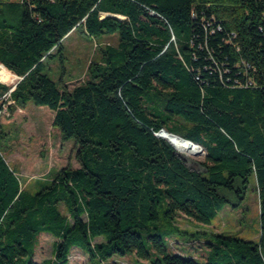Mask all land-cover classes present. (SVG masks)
Wrapping results in <instances>:
<instances>
[{"label": "trees", "instance_id": "obj_1", "mask_svg": "<svg viewBox=\"0 0 264 264\" xmlns=\"http://www.w3.org/2000/svg\"><path fill=\"white\" fill-rule=\"evenodd\" d=\"M79 29L118 44L101 47V61L69 89L46 60ZM0 63L22 77L13 91L0 82L1 110L9 101L11 111L53 110L80 163L31 190L0 142V264H39L42 233L56 239L43 264H69L74 247L93 264L129 254L200 264L167 245L199 234L202 264H264V0H0ZM163 128L200 144L205 170L157 136ZM253 182L258 241L177 226L178 213L211 224L226 193Z\"/></svg>", "mask_w": 264, "mask_h": 264}, {"label": "rangeland", "instance_id": "obj_2", "mask_svg": "<svg viewBox=\"0 0 264 264\" xmlns=\"http://www.w3.org/2000/svg\"><path fill=\"white\" fill-rule=\"evenodd\" d=\"M118 36H105L94 39L86 36L79 29L69 38H65L62 48L46 60L47 73L57 82L66 84L72 89L88 78V67L92 61H100L101 47L117 45ZM8 71V70H7ZM10 73V71H8ZM16 76V75H15ZM13 76V77H15ZM19 81L17 77L14 86ZM5 84V83H4ZM0 107V131L7 135L0 140L7 162L18 172L24 187L31 190L43 179L52 176L57 170L71 166L77 168L80 163L76 157V146L72 140L64 141L57 128L53 126L55 112L45 106L28 103L25 106H14L11 111L8 105ZM189 149L180 150L185 163L193 170L203 171L206 151L189 143ZM52 174L49 175V172ZM230 202L211 224H200L183 213L176 216V224L189 233L234 234L246 240L258 241L260 238L259 197L254 190V182L240 192H227ZM242 196V198H240ZM101 239H98L100 241ZM54 236L42 233L38 239L34 260L43 264L53 257ZM170 250L194 257L202 264L207 255V243L204 235L197 237H178L167 241ZM69 264H93L87 253L80 248H72ZM108 264H148L138 260L134 254L115 256Z\"/></svg>", "mask_w": 264, "mask_h": 264}, {"label": "bare ground", "instance_id": "obj_3", "mask_svg": "<svg viewBox=\"0 0 264 264\" xmlns=\"http://www.w3.org/2000/svg\"><path fill=\"white\" fill-rule=\"evenodd\" d=\"M17 76L15 77H11L10 73L7 71V69L5 68V66L3 64L0 63V81L5 83V84H14L15 80H16ZM169 140L174 144V146L176 147V149L178 151H182V150H186L189 149V143L185 140L182 139V137L178 136V135H172V134H166L164 133Z\"/></svg>", "mask_w": 264, "mask_h": 264}, {"label": "water", "instance_id": "obj_4", "mask_svg": "<svg viewBox=\"0 0 264 264\" xmlns=\"http://www.w3.org/2000/svg\"><path fill=\"white\" fill-rule=\"evenodd\" d=\"M118 17H120V16H118ZM121 18V17H120ZM2 64V63H1ZM16 75V74H15ZM17 76V75H16ZM18 78H19V80H21L22 79V77H19V76H17ZM1 82V81H0ZM18 82L19 81H17L16 82V84L13 86V88L11 89V91H13L15 88H16V85L18 84ZM3 83V82H2ZM164 133H166V134H172V135H178V134H175V133H172V132H169L166 128H163L159 133H157V136H159V137H162V138H165L166 140H168L173 146H174V144L169 140V138L164 134ZM178 136H180V137H182L181 135H178ZM182 139L183 140H185V141H187V142H190V143H192V144H194V145H197V146H199L200 148H202L203 150H205L200 144H198V143H195V142H193V141H191V140H189V139H186V138H184V137H182ZM175 147V146H174ZM176 148V147H175ZM177 152H178V155L181 157V158H183V155L177 150Z\"/></svg>", "mask_w": 264, "mask_h": 264}, {"label": "crops", "instance_id": "obj_5", "mask_svg": "<svg viewBox=\"0 0 264 264\" xmlns=\"http://www.w3.org/2000/svg\"><path fill=\"white\" fill-rule=\"evenodd\" d=\"M74 32H75V30L71 31V32L69 33V35L67 36V38L71 37V36L73 35ZM84 33H85V32H84ZM85 35L88 36L86 33H85ZM105 36H114V35H105ZM105 36H102L101 38H103V37H105ZM101 38H100V39H101ZM111 46H114V45H111ZM115 46H117V45H115ZM101 59H102V57H101ZM100 61H101V60H100Z\"/></svg>", "mask_w": 264, "mask_h": 264}]
</instances>
